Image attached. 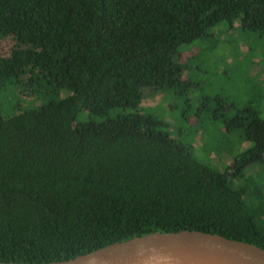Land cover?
<instances>
[{
	"label": "trees",
	"instance_id": "obj_1",
	"mask_svg": "<svg viewBox=\"0 0 264 264\" xmlns=\"http://www.w3.org/2000/svg\"><path fill=\"white\" fill-rule=\"evenodd\" d=\"M224 21L264 35V0H0V39L13 42L0 81L67 93L0 115V261L186 229L264 249V113L228 119L246 147L219 172L138 111L145 89L182 83L183 47Z\"/></svg>",
	"mask_w": 264,
	"mask_h": 264
},
{
	"label": "rangeland",
	"instance_id": "obj_2",
	"mask_svg": "<svg viewBox=\"0 0 264 264\" xmlns=\"http://www.w3.org/2000/svg\"><path fill=\"white\" fill-rule=\"evenodd\" d=\"M12 45L11 39H0V54ZM183 49L182 83L167 91L145 89L138 111L160 123L202 164L226 172L234 156L246 147L238 131L225 130L226 122L238 110L264 113V35L224 21ZM66 94L57 93L45 79L33 85L0 81V115L11 117ZM119 111L110 110L100 118L81 111L78 119L101 121L116 117Z\"/></svg>",
	"mask_w": 264,
	"mask_h": 264
},
{
	"label": "water",
	"instance_id": "obj_3",
	"mask_svg": "<svg viewBox=\"0 0 264 264\" xmlns=\"http://www.w3.org/2000/svg\"><path fill=\"white\" fill-rule=\"evenodd\" d=\"M0 264H264V249L204 230L150 231L67 260Z\"/></svg>",
	"mask_w": 264,
	"mask_h": 264
}]
</instances>
